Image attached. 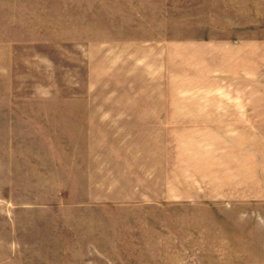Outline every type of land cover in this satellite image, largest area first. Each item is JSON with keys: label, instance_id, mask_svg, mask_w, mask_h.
<instances>
[{"label": "rangeland", "instance_id": "obj_1", "mask_svg": "<svg viewBox=\"0 0 264 264\" xmlns=\"http://www.w3.org/2000/svg\"><path fill=\"white\" fill-rule=\"evenodd\" d=\"M0 264H264V0H0Z\"/></svg>", "mask_w": 264, "mask_h": 264}]
</instances>
